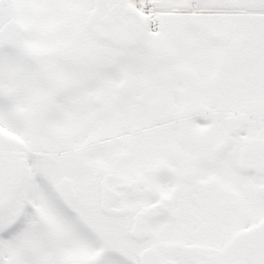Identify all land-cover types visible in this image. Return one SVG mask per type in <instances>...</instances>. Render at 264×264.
<instances>
[{"label":"snow or ice","instance_id":"snow-or-ice-1","mask_svg":"<svg viewBox=\"0 0 264 264\" xmlns=\"http://www.w3.org/2000/svg\"><path fill=\"white\" fill-rule=\"evenodd\" d=\"M0 264H264V0H0Z\"/></svg>","mask_w":264,"mask_h":264}]
</instances>
